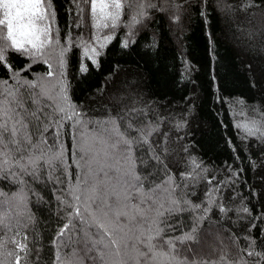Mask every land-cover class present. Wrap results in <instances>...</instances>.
Masks as SVG:
<instances>
[{"label": "snow or ice", "instance_id": "snow-or-ice-1", "mask_svg": "<svg viewBox=\"0 0 264 264\" xmlns=\"http://www.w3.org/2000/svg\"><path fill=\"white\" fill-rule=\"evenodd\" d=\"M71 2L74 24L62 42L53 0H0V70L6 73L0 76V181L11 186H0V264H41L30 204H46L42 190L49 186L62 221L52 240L53 264H264V247L258 250L251 237L234 261L226 254L208 260L185 246L198 242L213 205L229 211L216 195L226 181L207 179L201 204L188 198L189 181L207 169L193 159L177 182L166 163L168 133L162 126L167 118H149L134 105L96 114L71 98L66 73L71 48H83L80 71L85 73L83 60L98 66L100 50L118 28L128 29L122 41L128 47L136 25L150 18L151 9L167 11L168 0L159 6L156 0ZM216 5L226 15L236 11L228 0ZM252 6L253 0L239 5L245 12ZM72 27L80 30L76 37ZM85 27L93 30L87 37ZM21 59L25 64L16 66ZM36 63L47 71L33 74ZM236 127L243 139L255 137L264 145V111ZM185 212L196 214L185 222Z\"/></svg>", "mask_w": 264, "mask_h": 264}, {"label": "trees", "instance_id": "trees-1", "mask_svg": "<svg viewBox=\"0 0 264 264\" xmlns=\"http://www.w3.org/2000/svg\"><path fill=\"white\" fill-rule=\"evenodd\" d=\"M228 2L236 6L234 15L220 12L216 0L207 5L201 0H168L167 11L151 9L150 18L136 25L128 47H122L128 29L118 28L115 38L100 50L98 66L83 60L88 65L85 73L80 71L84 50L73 46L66 73L72 100L89 111L101 114L134 105L145 109L149 118H167L162 126L168 133L166 163L177 182L181 173L191 170L193 159L207 169L199 180L189 181L188 198L193 203L205 201L207 179L226 181L216 195L229 211L213 205L198 242L185 246L200 257L218 260L206 257L214 248L201 240L206 231H215L224 248L219 253L234 261L238 249L249 243L246 237L255 238L258 250L264 247V145L255 137L243 139V131L236 127L264 111V2L253 0L246 12L239 7L243 0ZM156 3L159 6L163 0ZM53 4L63 42L67 26L74 24V5L71 0ZM174 5L182 7L177 11ZM176 15L178 21L173 19ZM79 31L72 27V36ZM82 31L87 37L93 30ZM24 64L22 59L16 61V66ZM46 71L43 63L31 69L35 75ZM0 76L6 73L0 70ZM0 186L11 187L5 181ZM42 194L47 203H32L30 210L36 218L41 264H53L52 240L62 221L57 219L51 186ZM244 207L249 211L243 212ZM195 214L183 213L185 222Z\"/></svg>", "mask_w": 264, "mask_h": 264}, {"label": "rangeland", "instance_id": "rangeland-1", "mask_svg": "<svg viewBox=\"0 0 264 264\" xmlns=\"http://www.w3.org/2000/svg\"><path fill=\"white\" fill-rule=\"evenodd\" d=\"M216 238H217V235L215 234V231H210V232L206 231L203 234V236L201 238L202 242L203 241L205 242L204 239H206L207 241H210V243H211L210 244L211 245L210 249L214 248V252L207 254L206 257L210 256V257H212V258L214 257L216 259H218L220 257L221 254L219 252H220L221 249H224V248H221L223 246L222 242L221 241L218 242L216 240Z\"/></svg>", "mask_w": 264, "mask_h": 264}]
</instances>
